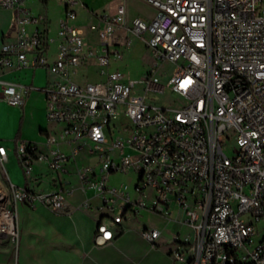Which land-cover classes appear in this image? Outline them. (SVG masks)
Masks as SVG:
<instances>
[{
	"label": "built area",
	"instance_id": "1",
	"mask_svg": "<svg viewBox=\"0 0 264 264\" xmlns=\"http://www.w3.org/2000/svg\"><path fill=\"white\" fill-rule=\"evenodd\" d=\"M62 1L65 15L54 38L39 27L46 14H33L25 0H0L15 12V38L0 47V66L43 67L51 75L42 90L56 128L43 141L16 140L24 173L32 174L37 162L54 171L74 162L80 188L93 189L105 211L96 220L97 244L113 240L141 209L167 216L175 205L193 230L175 239L177 259L264 264V236L254 238L264 220V0H143L156 14L149 21L135 17L130 30L143 38L156 65L139 80L111 69L112 57L123 59L131 42L120 34L126 5L97 14L84 30L76 24L83 0ZM93 33L96 42L89 39ZM159 61L176 65L166 83ZM91 66L95 80L86 71ZM0 86V98L16 106L35 88L2 78ZM167 87L177 98L154 102ZM121 115L129 122L118 125ZM227 146L234 147L232 156ZM82 153L94 155L97 165L80 163ZM7 159L0 142V162ZM116 173L138 174L137 197L127 185L111 184ZM9 189L0 193V246L10 240L17 255L19 204L70 212L75 187L45 191L10 181ZM90 206L86 197L77 207ZM143 235L155 245L161 231L147 228Z\"/></svg>",
	"mask_w": 264,
	"mask_h": 264
},
{
	"label": "crops",
	"instance_id": "2",
	"mask_svg": "<svg viewBox=\"0 0 264 264\" xmlns=\"http://www.w3.org/2000/svg\"><path fill=\"white\" fill-rule=\"evenodd\" d=\"M25 4L33 14H46L47 21L39 24V27L46 28L49 36L55 38L59 21L65 15L64 2L25 0ZM57 5L62 7L59 12L55 7ZM78 7L86 9L85 5ZM14 20V10L0 5V47L4 42L15 38ZM76 24L83 28L79 15ZM33 29L34 25L29 26L30 31ZM56 44V41L52 44L50 59L55 56ZM0 78L35 87L27 94L21 106L9 104L0 98V142L8 147V159L2 164L0 171V193H9L10 181L45 191L63 186L75 187L74 193L69 196L70 212H55L41 204H19L20 239L19 250L15 255L16 264H185L174 255L177 248L175 239H182L180 233L171 234L167 238L161 232L153 245L143 235V230L160 227L155 222L145 221L139 216L140 212L129 216L119 226L122 231L113 240L97 244L96 220L105 211L98 208L101 199L95 196L93 189L83 191L80 188L74 162H69L63 171L51 170L46 163L37 162L33 166L32 174L24 173L16 154L17 132L20 130L18 139L43 141L47 132L56 128L47 119L46 99L42 90L51 75L43 67L17 69L0 66ZM62 148L68 150L64 145ZM79 162L97 165V161H91L88 156L79 157ZM86 197H90L91 206L78 208L79 203ZM183 217L185 218L184 213ZM0 248L8 257L11 255L10 244L4 242Z\"/></svg>",
	"mask_w": 264,
	"mask_h": 264
},
{
	"label": "rangeland",
	"instance_id": "3",
	"mask_svg": "<svg viewBox=\"0 0 264 264\" xmlns=\"http://www.w3.org/2000/svg\"><path fill=\"white\" fill-rule=\"evenodd\" d=\"M85 8L81 9L78 7L79 20L83 24V29L87 30L88 25L94 22H97V14H111L113 13L117 6L121 3H124L127 8V26L125 29L120 31L122 37L131 38V42L124 51V58L116 60L112 57V66L111 69H120L122 70L127 77L132 79H142L148 74L156 65V59L153 56L150 48L147 47L143 38L133 31L130 28L133 26V19L135 17H142L143 19L149 21L155 14L156 9L146 1L143 0H83ZM56 10L59 12L62 10V7L59 5L55 6ZM147 34H144L143 37H146ZM91 41L97 40L96 33L90 34ZM158 74L162 78V82L166 83L167 79L171 74L176 70V65L168 61H159ZM90 75L91 80H95L98 77L96 76V66H91L87 70ZM39 78V73L36 74ZM96 76V77H95ZM177 98V94L170 88H166L165 94L158 95L154 102L162 104L169 103L170 101ZM118 125L122 123H128L129 119L125 115H121L120 118L116 121ZM226 153L229 156L234 154V147L227 146ZM86 156L85 153H82L80 157ZM91 161L98 160L94 155L88 156ZM2 163L0 162V171L2 170ZM138 174L132 173H116L111 177V184L120 185L124 184L129 187V190L133 197H137V192L135 184L137 183ZM139 216L147 222H155L159 227L160 231L163 233L164 237H171V234L180 233L182 240L185 239L188 235L193 236V230L191 227L182 223L184 217L183 213L180 212L177 206L173 205L171 214L167 216H162L161 214L151 212L146 209H141ZM138 216V217H139ZM181 221V222H180ZM165 228V229H164ZM258 229L260 230L259 234L256 235L255 241H259L264 236V220L258 224ZM10 244L12 247V253L8 257L4 252L0 251V264H16L15 255L16 248L13 247L10 240L4 238L3 243ZM0 250H3L0 248Z\"/></svg>",
	"mask_w": 264,
	"mask_h": 264
},
{
	"label": "trees",
	"instance_id": "4",
	"mask_svg": "<svg viewBox=\"0 0 264 264\" xmlns=\"http://www.w3.org/2000/svg\"><path fill=\"white\" fill-rule=\"evenodd\" d=\"M20 137V130L17 132L16 138L18 139Z\"/></svg>",
	"mask_w": 264,
	"mask_h": 264
}]
</instances>
